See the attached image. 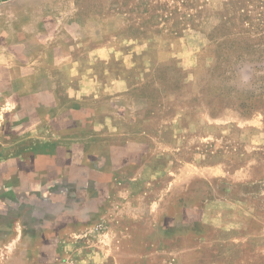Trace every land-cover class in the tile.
Masks as SVG:
<instances>
[{"label":"rangeland","instance_id":"1","mask_svg":"<svg viewBox=\"0 0 264 264\" xmlns=\"http://www.w3.org/2000/svg\"><path fill=\"white\" fill-rule=\"evenodd\" d=\"M110 112L139 177L102 144L11 158ZM0 264H264V0H0Z\"/></svg>","mask_w":264,"mask_h":264},{"label":"crops","instance_id":"2","mask_svg":"<svg viewBox=\"0 0 264 264\" xmlns=\"http://www.w3.org/2000/svg\"><path fill=\"white\" fill-rule=\"evenodd\" d=\"M68 77L70 82L78 81V79L76 78L77 76L74 75V73H71V75H68ZM90 82L85 81L80 88H73L72 92L70 93L71 95L67 97L71 100V102H74L73 104H75V108H77L78 105L82 104L81 102L87 100L95 101L99 100V98H102L103 94L97 95L89 89ZM109 87L115 94L113 95L110 92L104 94L111 96V99L123 98V96L128 93V83L123 79L114 80L109 85ZM102 92L104 91L102 90ZM125 98H127V95ZM75 108L74 110L68 111L70 115L78 114V111L80 110H75ZM83 110L84 111L82 112V114H86L84 113L86 112V109ZM119 110L121 112L122 107ZM114 114L115 112H110L100 118H96L95 120L90 121L93 126H91V124L89 123L88 125H84L81 128H74L73 126L75 125H72L69 126L70 129H67L69 128L67 127L65 128V130H59V127L54 126L55 124H58V122L60 121V117L53 119L52 121H50V123L44 126L43 129H41L39 133L41 137H38V140L40 138L39 142H32L34 136L33 134H26L22 138H18L17 140H15L12 147L16 148L18 146L17 148H22L24 146V156H18L16 155V153H14L11 158L17 159L18 157H25V160H29L30 158L32 159L34 157L32 151L37 148V146H39L42 155L41 158L44 161L48 160L59 162L61 161L62 156L64 158V161H68V157L60 155V153H58L60 149L67 146L78 147L80 145L102 144L106 145L107 147L112 149L113 152H116L119 155L112 161L115 165L112 166V169L114 170L113 177H139V171H143L144 169H146V163L144 161L146 156L144 154L138 155L130 161L128 148L130 147V144H135L132 143L134 140L129 138L130 134L128 132L122 131L123 122H121V124L116 122V118L113 116ZM73 156L75 157V159L71 158V161H77L76 159H78L79 157L75 155Z\"/></svg>","mask_w":264,"mask_h":264}]
</instances>
